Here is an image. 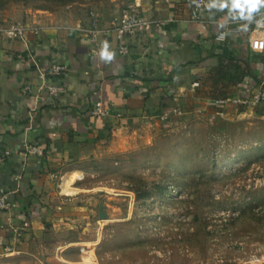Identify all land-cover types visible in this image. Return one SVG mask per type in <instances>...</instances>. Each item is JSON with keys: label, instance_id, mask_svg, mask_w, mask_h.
Masks as SVG:
<instances>
[{"label": "crops", "instance_id": "0c3cea01", "mask_svg": "<svg viewBox=\"0 0 264 264\" xmlns=\"http://www.w3.org/2000/svg\"><path fill=\"white\" fill-rule=\"evenodd\" d=\"M194 1L110 0L109 7L98 8L103 27L120 8L135 3L149 18L173 19L143 39L128 38L127 56L111 37L110 59L105 50L91 53L82 31L91 27L89 2L60 10L0 11V152H11L0 165V190L10 192L11 202L0 210V264H30L41 259L40 250L46 260L78 263L66 250L86 244L78 228L92 215L81 203L83 195L68 193L64 185L73 179L72 186L75 175H86L90 167L132 148L127 141L132 129L158 137L174 119L191 114L218 122L221 113L239 116L258 103L264 109V52L250 49L253 20L264 16V8L249 19L212 0L213 8L197 23L191 19ZM15 23L32 25L39 33H29L24 44L6 33ZM226 30V39L217 40ZM28 47L38 68L14 56ZM49 63L68 70L55 80L65 88L58 97H49L48 82L39 74ZM98 101L110 109L106 117L92 114ZM26 144L41 147L44 154H25Z\"/></svg>", "mask_w": 264, "mask_h": 264}, {"label": "rangeland", "instance_id": "374dc122", "mask_svg": "<svg viewBox=\"0 0 264 264\" xmlns=\"http://www.w3.org/2000/svg\"><path fill=\"white\" fill-rule=\"evenodd\" d=\"M109 1L0 0V11L60 10L83 2L97 10L109 7ZM262 107L258 103L253 113L239 116L225 113L218 122L191 114L174 119L158 137L132 129L127 136L132 148L90 167L79 176L81 185L73 188L68 179L65 190L83 195L81 203L92 215L78 228V237L96 255L82 261L72 248L66 250L69 259L76 264H264ZM37 253L41 259L30 264H64Z\"/></svg>", "mask_w": 264, "mask_h": 264}, {"label": "built area", "instance_id": "2783aa9c", "mask_svg": "<svg viewBox=\"0 0 264 264\" xmlns=\"http://www.w3.org/2000/svg\"><path fill=\"white\" fill-rule=\"evenodd\" d=\"M212 0H195L193 4L192 21L201 23L203 22L207 13L213 8ZM233 15L237 13L232 12ZM101 16L98 11L92 9L90 11L91 27L83 29L87 31V36L91 48V53H99L104 51L110 44V38L115 37L119 41V53L123 56H127L131 53V48L127 43L128 38L143 39L149 33L156 28H163L168 23L172 22L173 19L169 18L166 21H158L149 18L145 13L140 10L138 3L128 4L115 14L110 21L109 27H103L101 25ZM264 19V16L254 19V33L256 36L251 39L250 49L254 53L264 52V25L258 24L257 21ZM7 35L12 39H19L24 44H28V34H37L39 29L26 23H15L10 25L6 31ZM227 36V30L222 31L217 36V40L224 41ZM17 60H26L34 64L38 68L37 56H35L34 50L29 47L14 54ZM46 69L39 71L40 77L47 83L46 90L49 97H58L65 94V88L55 80L59 77H63L67 73V67L58 63H49ZM46 85V84H45ZM198 85V84H197ZM262 93L257 97L260 99ZM92 114L96 117H106L110 114V109L103 101H98L92 111ZM118 117H121L118 114ZM223 117V113H221ZM25 154H31L36 156H42L44 151L41 147L36 145H25ZM10 150H4L0 152V165L4 164L6 159L10 156ZM79 176L75 175V179L78 182ZM10 192L7 190H0V210L9 209L11 202L9 201ZM74 249L78 252L82 261L93 260L96 258L95 250L90 249L85 245H74Z\"/></svg>", "mask_w": 264, "mask_h": 264}, {"label": "clouds", "instance_id": "9594fccd", "mask_svg": "<svg viewBox=\"0 0 264 264\" xmlns=\"http://www.w3.org/2000/svg\"><path fill=\"white\" fill-rule=\"evenodd\" d=\"M229 5L232 9H239L241 15L246 14L247 18L251 19L253 13L259 12L261 8H264V0H220V3L216 6L224 8L229 7ZM257 23L264 25V19L257 21ZM111 56L112 54L105 48L104 57L110 59Z\"/></svg>", "mask_w": 264, "mask_h": 264}, {"label": "trees", "instance_id": "16d2710c", "mask_svg": "<svg viewBox=\"0 0 264 264\" xmlns=\"http://www.w3.org/2000/svg\"><path fill=\"white\" fill-rule=\"evenodd\" d=\"M255 80H256V82H258V79L257 78Z\"/></svg>", "mask_w": 264, "mask_h": 264}]
</instances>
